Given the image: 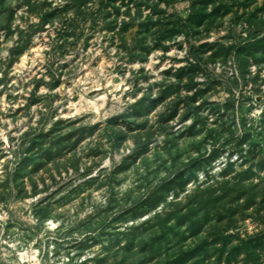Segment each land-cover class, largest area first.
<instances>
[{
	"label": "rangeland",
	"instance_id": "obj_1",
	"mask_svg": "<svg viewBox=\"0 0 264 264\" xmlns=\"http://www.w3.org/2000/svg\"><path fill=\"white\" fill-rule=\"evenodd\" d=\"M0 264H264V0H0Z\"/></svg>",
	"mask_w": 264,
	"mask_h": 264
},
{
	"label": "bare ground",
	"instance_id": "obj_2",
	"mask_svg": "<svg viewBox=\"0 0 264 264\" xmlns=\"http://www.w3.org/2000/svg\"><path fill=\"white\" fill-rule=\"evenodd\" d=\"M39 50H40V48H36V49H34V52L38 53ZM116 88H118V87H116ZM99 102H102V103L100 104ZM105 102H106V97H102L100 100H97L94 102L87 101L86 99H82V101L79 104H74V107H75V110H77V112H80L84 109V106H80V108H78V106L82 105V103H84V104H86L85 107H87L88 109L99 111L101 109V107L105 104Z\"/></svg>",
	"mask_w": 264,
	"mask_h": 264
}]
</instances>
